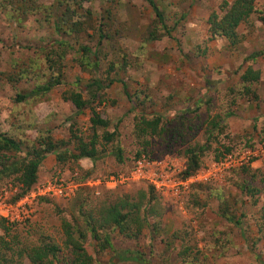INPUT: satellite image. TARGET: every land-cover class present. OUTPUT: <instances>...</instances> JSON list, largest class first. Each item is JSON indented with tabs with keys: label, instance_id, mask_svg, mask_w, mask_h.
Segmentation results:
<instances>
[{
	"label": "rangeland",
	"instance_id": "374dc122",
	"mask_svg": "<svg viewBox=\"0 0 264 264\" xmlns=\"http://www.w3.org/2000/svg\"><path fill=\"white\" fill-rule=\"evenodd\" d=\"M153 1L164 15L165 29L146 0H118L114 4L91 5L92 23L87 25L86 33L70 37L58 33L54 25L63 8L51 6L47 0H44L47 8L28 16L22 24L0 8V133L21 142L24 151L44 136H50L55 143L65 142L58 148L59 152L79 154V143L72 135L78 134L84 143L91 141L92 113L86 109L78 114L66 98L70 93H82L85 100L91 101L96 90L87 89L91 82L97 78L107 87L113 78L116 80L100 92L101 99L92 105L110 122L107 129L97 131V159L76 161L70 157L67 162L58 163L55 154L49 155L39 169V180L34 187L58 178L72 183L73 193L64 199L42 197L49 200L39 198L34 202L32 218L14 227L11 237H6L13 240V250L7 257L9 264H31L28 251L40 246L46 237L63 248V221L76 220L83 224L89 219L83 217L78 205L82 197L87 215L96 218L99 217L96 208L103 205L105 197L109 202L126 194L138 199L149 184L137 181L118 186L110 183L109 178L130 173L147 140L151 145L143 155L172 161L181 173L187 168L186 151L190 147L200 153L207 146L201 159L203 167L217 161L215 158L224 152V147L254 151L256 156L252 161H256L252 167L260 174L253 186L260 191L259 204L253 205V200L242 191L241 179L232 172L236 169H231L225 172L222 183L194 185L179 198L159 196L160 207L165 209L159 231H155L158 216L149 217L150 225L136 239H130L119 229L108 228L113 249L105 251L99 248L104 235L97 241L87 231L84 246L93 257V264H140L119 261L117 255H126L127 251L140 252L146 264H190L193 259L197 264H264V226L263 232L260 230V224H264L261 220L264 144L259 136L264 127V55L255 61L250 59L254 53H264V23L259 14L264 12V0H258L257 13L237 29L236 44L223 35L214 37L210 19L217 14L220 22L223 21L228 9H222V5L228 2L232 6L237 0ZM101 25L110 38L99 43ZM152 31L157 39L149 38ZM65 42L68 45L62 44ZM82 47L91 50L87 60ZM95 52H100L97 69L93 66ZM63 53L66 56L60 60ZM110 63L115 65L111 73ZM251 66L262 75L252 86L258 102L239 98L237 94L242 89L240 78ZM57 77L63 81L62 86L42 93V88ZM28 93H33L29 99L15 102L19 95ZM138 96L140 101L148 96V104L140 107ZM227 111L235 116L227 121L218 140L221 145L213 141L208 144V121ZM145 113L164 117L165 133L161 138L137 135L136 125ZM113 132L116 141L105 143L102 137ZM249 140L254 144L252 149L246 145ZM117 148L123 151V163L114 154ZM16 177L0 178V194H7L8 201L21 198L23 189ZM218 192L230 197L234 217L240 218L244 213L242 225L235 226L219 215ZM186 247L190 248L188 262L180 256Z\"/></svg>",
	"mask_w": 264,
	"mask_h": 264
},
{
	"label": "trees",
	"instance_id": "16d2710c",
	"mask_svg": "<svg viewBox=\"0 0 264 264\" xmlns=\"http://www.w3.org/2000/svg\"><path fill=\"white\" fill-rule=\"evenodd\" d=\"M117 1L118 0H47V2L51 4V6L57 5L58 7L63 8L62 16H58L55 18L54 25L58 33H66L69 35V37L72 35L86 33L85 31L87 25H90L92 23L91 17L93 16V13L90 9L91 5L96 2L114 4ZM146 1L151 5L154 13L158 18L159 23L165 29L166 27L164 15L159 10V7L153 0ZM257 2L258 0H237L232 4V6H230L228 2H224V6L222 5V9L226 8L228 9V11L226 10L227 15L225 18H223V21L220 22V17L217 14H213L210 19V24L212 25L211 31L213 33V36L217 37L218 35H223L224 37L228 38V40H230V43L236 44L239 40L237 29L242 23L247 22L251 18V16L257 13ZM45 4L46 2H44V0H0V8L5 11L9 18L17 21L18 24H22L25 18L31 16L32 14H35L41 8H47ZM259 14H261L260 20L264 23V12L259 11ZM166 30L169 33V30ZM99 32V43H101V41L106 38H110V35L104 32V25L100 26ZM156 37L157 35L155 31L149 33V38L157 39ZM62 44L68 45L67 42ZM82 50L84 51V58H86L87 60V54L91 53V50L88 47H82ZM99 55L100 52H95L93 54V66H95L96 69L100 60ZM262 55H264V53H254L250 57V59L255 61ZM65 56V53L60 54L59 59L62 60ZM82 64L86 67L91 66L87 63ZM114 67L115 65L110 63V73L112 72V70H114ZM261 76V71L258 68L252 66L249 67L240 78L242 89H240V91L237 93L239 94V98H253L255 102H258L259 97L253 90L252 86L257 84L261 80ZM115 82L116 80L113 78L106 87L100 79L96 78L87 86V89L89 90L96 89L95 92H93V94L91 95V101L85 100L82 93H70L66 98L74 104L78 114L84 112L86 109H90L92 113L90 124L93 130V137L91 141L89 143H84L82 137H79L78 134L75 133L72 135L73 139H76L79 143V147H77L79 154L67 155V153L65 152H59L58 148L60 146H63L65 142L61 141L55 143L50 136H44L35 144H32L31 146L26 148L27 151H24L21 142L17 141L15 138H13V136L11 137L8 134L0 133V178L17 175L16 178L22 185L23 189V192L21 193V195H19V197L23 198L37 187L34 186L38 183L39 180V169L44 164L49 155L55 154L58 163L67 162L70 157L76 161L83 159L96 160L99 154V137L97 131L100 128L107 129L110 126V122L102 118L101 114H99L95 108H92V105L96 100L101 99L100 92L105 88H109ZM62 84L63 81L60 79V77L51 79L47 83V85L42 88L41 92H50L54 88L62 86ZM32 94L33 93H28L27 95H19L15 102L22 103L29 99ZM138 99L140 107H144L149 102L148 96H145L144 99H141V101L140 97ZM234 116L235 115L233 112L227 111L225 114H217L208 121L206 129L208 133V144L213 141L221 145L218 140L225 131L228 119L233 118ZM136 133L139 137L142 138H161L165 133L164 117L158 113L143 114L141 118H139V121L136 125ZM259 136L261 137V144H264V127L260 131ZM102 140L105 143L116 141L115 132L105 134L102 137ZM144 144V152L139 153L137 158L142 157L141 155L146 153L145 151H147V149L151 145L150 141L148 140L145 141ZM246 145L248 148H254V144L250 140ZM206 151L207 146H205L204 148L202 147L199 151L200 153H196L193 147H190V149L186 151L188 160L187 168L182 173V176L184 178L190 177L192 174L196 173L200 168L203 167L201 165V159L202 155ZM240 152L242 151H239L236 148L234 149V147H224V152L222 151L221 155L215 159L219 160L225 155L234 153L236 154ZM114 154L119 163L124 162L123 151L121 150V148H117ZM147 157L157 159L155 158V156L148 155ZM12 159L15 160H13L9 164V161H11ZM255 161H251L248 166L241 167L239 169L233 170L232 172L234 174H237V177L241 179L242 183H239L242 191L246 193V196L253 200V205L257 206L259 204L258 197L260 191L259 189L255 188L253 184L256 183L259 179L260 171L253 169L252 166ZM238 170H240L239 173ZM262 182H264V178H262ZM239 183H237V186H239ZM159 196L161 195L155 190L154 187L148 186L147 190L140 193V197L138 199H134L131 195L126 194L121 198L115 200L114 202H109L108 197H105L103 199V205L99 206V208H96L97 215H99V217L97 218L93 214L87 215L85 211L86 205L84 206V197H82L78 200V205L83 214V217L85 215V217L89 219L84 220L83 224L76 220H64L62 223V228L65 236L63 248L53 239L46 237L41 241L42 244L40 246L33 247L30 249V251H28V261L31 264H93L94 259L84 246L87 240L88 233L91 232L92 234H90L97 241L100 240V235H104V241L103 243H101V245H99V248L101 251H105L109 248L113 249L110 242V237L108 235V230L111 228L119 229L122 234L126 232V236L130 239H136L141 234V231H143L147 226L150 225L148 221L149 217L158 216L159 223L155 225V231H159L161 218L162 215H164L165 211L164 208L160 207ZM41 199L47 201L49 200L46 198ZM194 202L196 203V205L200 204V202ZM232 205L233 204L230 200V197H227L225 195V192L223 193V196L219 193L217 197V211L219 215L224 216L226 219L230 220L231 224L240 226L242 225L241 218L244 216V213L239 216L240 218H238L237 216L234 217L231 212ZM261 211V220H264V204ZM26 223L27 222H25L24 224ZM21 224L22 223L8 224L7 220L0 217V231L3 232V235L0 236V264H9L10 261L7 257L8 252L13 250V247L11 245L13 240L10 241L6 239V237H11V230H13V228L17 225ZM260 225V230L262 231V226H264V224ZM189 250L190 248L186 247L185 250L180 254L184 262H188L187 259H189L190 256V254L188 253ZM19 251L21 252V250ZM66 251H68L67 254ZM21 256L23 255H19V257ZM117 257L119 258V261L132 260L140 264H146V260L140 252L127 251L126 255L119 254L117 255ZM12 261L14 262L13 259ZM192 263L197 264L198 261L193 259L190 264Z\"/></svg>",
	"mask_w": 264,
	"mask_h": 264
},
{
	"label": "built area",
	"instance_id": "2783aa9c",
	"mask_svg": "<svg viewBox=\"0 0 264 264\" xmlns=\"http://www.w3.org/2000/svg\"><path fill=\"white\" fill-rule=\"evenodd\" d=\"M254 151L229 154L217 161L200 168L188 178L181 176V169L172 161H160L143 155L134 162L130 173L116 174L109 178L114 185L125 186L137 181H144L163 197L179 198L188 194L197 184L222 183L225 172L248 166L255 157ZM72 187L74 185L71 183ZM71 185L62 179L55 178L39 185L18 201H8V196L0 194V217L8 224L25 223L32 218L34 202L42 197L68 198L73 191Z\"/></svg>",
	"mask_w": 264,
	"mask_h": 264
},
{
	"label": "crops",
	"instance_id": "0c3cea01",
	"mask_svg": "<svg viewBox=\"0 0 264 264\" xmlns=\"http://www.w3.org/2000/svg\"><path fill=\"white\" fill-rule=\"evenodd\" d=\"M50 159V158H49ZM46 160H48V159H46Z\"/></svg>",
	"mask_w": 264,
	"mask_h": 264
}]
</instances>
